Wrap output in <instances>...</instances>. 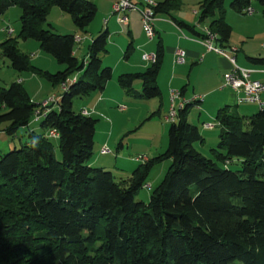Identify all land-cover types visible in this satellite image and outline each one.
I'll return each mask as SVG.
<instances>
[{"label":"trees","instance_id":"trees-1","mask_svg":"<svg viewBox=\"0 0 264 264\" xmlns=\"http://www.w3.org/2000/svg\"><path fill=\"white\" fill-rule=\"evenodd\" d=\"M223 1L198 4L199 23L210 20L207 27L221 47L231 36V27L215 16ZM252 2L264 15V0H232L230 8L243 14ZM11 7L20 11V30L0 43L1 55L18 73L67 86L41 118L40 131L26 129V142L0 155V264H264V109L250 117L230 113L227 107L217 110L218 143L211 149L212 158H206L194 148L203 139L187 121L195 101L188 102L175 113L166 149L126 179L115 178L88 164L97 120L73 110L76 98L102 92L112 78L111 68L101 61L107 32L91 40L79 62L73 34H55L50 25L43 28L51 8L58 7L75 29L86 32L96 5L89 0H0V20ZM178 8L177 0H164L156 3L154 13ZM172 20L203 37L193 26ZM18 40L36 41L63 70L52 74L34 67ZM155 55L144 72L117 77L126 90L140 80L141 90L132 97H160L159 43ZM247 60L264 64L262 58ZM74 75L78 77L69 80ZM39 105L18 81L0 88V132L13 137L28 127ZM49 129L58 133L59 160L46 134ZM165 160L170 165L158 186L149 189L148 201L135 200L152 168ZM236 162L239 170L227 167Z\"/></svg>","mask_w":264,"mask_h":264},{"label":"rangeland","instance_id":"rangeland-1","mask_svg":"<svg viewBox=\"0 0 264 264\" xmlns=\"http://www.w3.org/2000/svg\"><path fill=\"white\" fill-rule=\"evenodd\" d=\"M201 0H180V6L177 9L172 10V14L181 13V20L186 22V24L190 26H196L199 23V7L198 4ZM232 0H224L222 8L216 12V17H221L223 20L230 25L235 32H240L245 25V19L247 15L242 13H237L230 8V3ZM251 7L255 11V16L262 15L261 7L255 3H251ZM59 11L58 7L53 8ZM19 11V9H18ZM196 11V14L193 12ZM130 15V26L129 29L131 31L133 41H134V49L136 48L135 44H139L137 40L146 41L144 34L142 33L141 24L139 21V16L136 11ZM129 12V13H131ZM20 14V11H19ZM19 14L15 13H7L6 22L7 27L14 30V33L11 35L7 33L0 34V43L5 40L7 37H16L20 30V22H19ZM64 19L53 11L49 12L47 16L46 23L43 28L48 29L49 25L52 27V30L55 34L65 35V34H74L77 38L86 37L88 40L82 44H76L74 49H81L78 53L77 60L80 62L83 59L84 47H86L93 38L97 37L98 34H101L108 28V39H107V51L101 57L102 66L109 67L112 70V78L106 84L104 91L107 92V97L113 100L112 102H104L100 103V106L92 107L93 97L100 96L102 92L95 91L90 93L87 96L76 98L73 101V110L75 112H80V108H85L90 113V117L97 120L95 126V134H94V145L92 150V155L88 161V164L94 168L101 167L105 171H110L115 178H119L123 173L127 172L129 169V163L127 162L131 158H135L136 156H144L148 154L149 146L157 145L161 143V139L163 136V126L162 123H166V132L171 124V121L164 119V110L161 109L159 111L158 104H155L156 107L154 109H150L149 104L151 100H143L132 97V95L137 94L141 90V82L140 80H134L132 84L131 90H126L121 88L117 84V77L120 74H125L123 70H133L128 72H142L144 69H136L133 66L139 65L140 62V54L137 50H134L131 56L128 59L124 58V52L126 51L127 44L130 39L127 36L128 28H124L122 24H114V22H110L108 26L106 25V21L108 18L103 17L100 11H97L93 21L90 23L86 32L79 31L72 26V22L70 16L68 14H63ZM160 15V14H157ZM115 17V16H114ZM113 17V18H114ZM175 17V16H174ZM112 18V17H111ZM178 19L177 17H175ZM117 20V19H116ZM209 19H206L204 22L199 23L200 26H206L209 23ZM247 21V20H246ZM117 22V21H116ZM118 23V22H117ZM107 26V27H106ZM70 27H73L72 31H70ZM253 34H258V30H252ZM91 35L93 38H91ZM156 40L152 43V46H155ZM26 43V44H24ZM81 46H83L81 48ZM18 48L27 54L30 59V63L34 67H40L43 71L51 72L52 74L57 72V69H54L56 65H59L50 55L40 51L41 56H37L36 49H39L38 43L34 40H18ZM126 63H128L126 65ZM141 63V62H140ZM150 65V63H146ZM62 68L64 66L59 65ZM20 75H31L29 72L18 73L14 71L9 64V61L5 59L0 53V88H7L12 82L17 80ZM35 79H39L36 81H41L44 83L45 87L39 90L36 82L29 83L28 91L35 103L41 104L44 101H48L52 98H59L63 93L62 87L60 84L54 85L50 82H47L44 79L38 78L34 76ZM107 87V88H106ZM119 91L122 93V97L124 100L119 99ZM129 91V92H128ZM37 93V94H36ZM45 99H42L43 97ZM116 99V100H115ZM59 100V99H58ZM115 100V101H114ZM129 101V102H126ZM155 100V99H154ZM91 101V102H90ZM134 101V102H133ZM159 101V98L156 99ZM90 102L89 104H87ZM133 103V104H131ZM124 106V111L120 110V107ZM200 105L194 104L190 106L189 110L191 113H194L193 118L197 116V110H194L195 107ZM239 108H243L240 106ZM94 109V110H92ZM158 110V111H156ZM156 111V112H155ZM239 111V110H236ZM155 112V113H153ZM236 113V112H234ZM213 121L214 128L212 132L208 134L205 133L207 138H211L214 136H218L219 126L217 125L214 116L209 119ZM176 121V118H175ZM200 128V126H199ZM201 129V128H200ZM113 134L111 135V133ZM212 135V136H211ZM116 136V137H115ZM205 137V138H206ZM27 140V130H23L22 128L17 131V133L11 137L5 134L4 132H0V155H3L14 148H19L24 142ZM211 140V139H210ZM54 144V156L55 159H60V153L58 149V140L52 139ZM209 142V141H208ZM208 142H204L202 144L195 143L194 148L201 153L206 158H212L211 149H215L218 143V139L216 143L209 145ZM122 143V148H118V144ZM104 147H108L111 151L109 155H100V150ZM204 148V149H203ZM164 151V150H163ZM162 151V152H163ZM170 163L165 160L152 168L149 173V176L146 181L147 184H152L154 189L162 178L164 177ZM230 170L235 171L240 169V165L238 162L233 163L227 166ZM128 171V172H130ZM154 184V185H153ZM149 186V185H147ZM151 189V190H152ZM146 188H142L135 194V200L147 202L150 191Z\"/></svg>","mask_w":264,"mask_h":264},{"label":"crops","instance_id":"crops-1","mask_svg":"<svg viewBox=\"0 0 264 264\" xmlns=\"http://www.w3.org/2000/svg\"><path fill=\"white\" fill-rule=\"evenodd\" d=\"M89 1L93 2L96 5L97 11H100L103 17L108 18L107 20L105 19L107 26L112 21L114 22V24H117L119 26V23L116 22L117 17L111 14L112 4L114 0H89ZM152 1H154L155 3H159L164 0H152ZM177 2L178 4H180V0H177ZM136 3L139 4V2ZM53 8L56 7H52L50 12L53 11L55 14L62 17L63 19L65 18L63 15L65 13L63 11H61L60 9H58L59 11H57L56 9ZM10 12L19 14L18 8L16 7H11L9 10H7V12L1 17L0 20V34L6 33L4 29L7 27L8 24L6 22V20L8 19L7 13L9 14ZM132 13L133 12L128 13L126 15L127 22L125 24H122L124 28H128L127 36L130 39V41L127 44V47L129 45L131 46L130 50H127L126 47V51L124 52V58L128 59L131 56L132 52L134 50H137V52H139L140 54L141 63L138 62L139 65L133 67H135L136 69H144L145 71L150 65H147L146 62L142 61V55L155 53L157 49V44L158 43L161 44L163 48V57L156 79L157 86L160 90V97H159V101H156V99L155 100L152 99L150 101L152 103L149 104V107L150 109H154L156 107L155 104H158L159 111H161V109L164 110L163 113H164L165 121L167 120L166 117L168 116V114L172 109L176 113L181 108V106H184L186 103L194 100L195 101L194 104L200 105L198 107H195L194 109L197 110V116L193 118L194 113H191V110H189L187 115V121L198 128L199 133L203 139V141L199 143L202 144L204 142L209 141L208 143L212 147V145L216 143L218 136L213 135V137L207 138L206 137L207 135L205 133L208 132L209 134L210 132H212L213 128L215 127L213 121L209 119H211L213 116L215 119L217 110L223 107H227L228 112L230 113L236 112V114L242 117H250L259 111V108L255 103H246V104L237 103V98L239 94L233 91L232 89L224 86V75L231 71L232 69L231 63L226 57L217 55L213 52H207L205 48L199 43V39H201L200 36H197L182 28H179V26H177V24L172 20V18H174L177 21L183 22V20H181L180 18L181 13H176L174 15L172 14V11H170L169 14H163V13H161L160 15L156 14L155 15L156 20L154 23L155 37L153 38V40L149 41L144 35L146 41L137 40L139 44H135L136 46L135 49L133 47L134 45L133 37L129 29L130 21H131L130 15H132ZM136 13L139 16V21H140V15L137 11ZM193 13L196 14V11H194ZM174 16L177 17L178 19H176ZM244 24L245 25H243V28L238 33L235 32L236 29L233 30V28L229 25L231 27V36L229 38L228 43L223 44L222 48H224L226 51L235 49L236 52L233 53L232 56L235 58L236 65L240 68L253 71L250 75V78L252 80L264 81V73L260 72L261 70L264 69V64L254 65L247 60V57L264 59V52L260 46L261 42L264 41V15L262 14L255 16V14H253L252 16H247ZM206 26H200V24L198 23L197 27L196 26L193 27L195 28L196 32L202 35L203 27ZM71 28L73 27H70L69 29L70 31L73 30ZM252 30H258V34H253ZM105 31L108 33V28H106ZM75 38L77 37L75 36ZM91 38H93L92 35ZM79 39H81L80 42L79 43L75 42V45L76 44L82 45L88 40L86 37H84L83 39L82 38ZM107 39H108V34H107ZM155 40L157 42L155 46H152V43ZM88 45L83 49L84 54L82 56L83 57L82 60L86 58ZM215 45L220 46L218 43H215ZM82 47L83 46H81V48ZM178 48L184 50L186 53V59L183 65H177L174 63L175 50ZM39 50L40 48L36 49L37 52L36 57L38 58L39 56H41L40 54L41 50L40 51ZM80 50L81 49H77V50L74 49V55L76 58L78 57L77 55ZM127 64L128 63H126V65ZM54 69H57V71L63 70V68L59 65H56ZM128 71H133V70H128V69L123 70L125 74L140 73V72H128ZM34 76L35 75L33 74L20 75L19 78L15 80L23 85V87L27 91L33 103H35V100L33 99V96L30 95L27 89L29 83H32L33 81L36 82L39 90L45 87L44 83H41V81H36L39 79H35ZM77 77L78 75H74L69 80L72 81ZM170 90H175L179 92V96H177L172 103L170 102V97H169ZM107 95H108L107 92L104 91L101 93L100 96L93 97V101L95 102L92 104V107L100 106L99 105L100 103L112 102L113 100L107 97ZM119 96H120L119 99L124 100L122 97V93H120ZM42 97H43L42 99H45L44 98L45 96ZM260 99L264 103V93L260 94ZM90 102H88L87 104H89ZM126 102L129 101L126 100ZM240 106H243V108H239ZM80 109L81 111L82 110L87 111V109L85 108H80ZM175 118L176 117H174V120ZM40 122L41 119L35 120L33 118L31 119L28 127H26L25 129L23 128V130L31 129L34 131H38V130L40 131V126H39ZM206 123L213 124V128L205 129L203 127V124ZM162 126H163V136L161 139V143L159 144V146L154 144L152 146H149L148 154L142 156L145 157L146 160L158 155L159 153H161L163 150L166 149L167 132L166 130L164 131V129L166 128V123H162ZM199 126L201 129L199 128ZM112 134L113 132L111 133V135ZM127 162L129 163V169H131V171L127 169L126 170L127 172H125V174L123 173L121 176H119V178L121 179H126L127 177H129L132 171L142 163L134 160V157L129 159ZM147 185H149L151 189L153 188L152 184H147Z\"/></svg>","mask_w":264,"mask_h":264},{"label":"built area","instance_id":"built-area-1","mask_svg":"<svg viewBox=\"0 0 264 264\" xmlns=\"http://www.w3.org/2000/svg\"><path fill=\"white\" fill-rule=\"evenodd\" d=\"M253 1V0H251ZM136 2H139L137 4ZM156 3L152 0H114L112 4V15L117 17V22L119 24H125L127 22L126 15L131 11H137L140 15V23L141 28L146 36V38L151 41L155 37V29L154 23L156 20V14L154 13V7ZM255 13L254 9L251 6H248L243 10V14L247 16H252ZM4 31L11 35L13 33V29L6 27ZM203 37L199 39V43L205 48L207 52H213L217 55L226 57L231 63L232 69L229 73L224 75V86L232 89L236 93L239 94L237 98L238 104H246V103H255L257 104L259 110L264 109V103L260 99V94L264 93V81H256L250 78V75L253 71L248 69L240 68L235 63V58L232 56L233 53L236 52L235 49L226 51L221 46L215 45L217 35L211 32L208 27H203ZM81 39L75 38V42L79 43ZM261 49L264 52V41L260 44ZM186 53L184 50L178 48L175 50L174 54V63L177 65H183L185 63ZM142 61L146 63H154L156 61L155 53L152 54H143ZM264 73V69L260 71ZM62 90H64L67 86L66 82L60 84ZM179 96V92L175 90H170L169 97L170 102L172 103L174 99ZM59 98H52L48 101L42 102L39 107L34 112V119H41L48 111L50 110V106L55 104ZM194 101V100H193ZM120 110L123 111L124 107H120ZM80 113L84 116H89L90 113L86 110L80 111ZM175 117V112L172 109L166 119L168 121H173ZM205 129H212L213 124L206 123L203 124ZM47 136L52 139L58 138V133L54 129H49L47 131ZM100 155H109L111 151L108 147H104L100 150ZM134 160L139 162L146 161L145 157L137 156ZM147 190L150 189L149 186H145Z\"/></svg>","mask_w":264,"mask_h":264}]
</instances>
